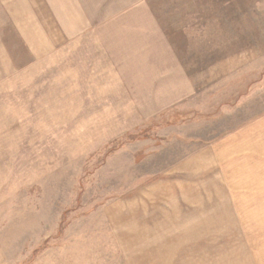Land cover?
Returning a JSON list of instances; mask_svg holds the SVG:
<instances>
[{
    "label": "rangeland",
    "instance_id": "1",
    "mask_svg": "<svg viewBox=\"0 0 264 264\" xmlns=\"http://www.w3.org/2000/svg\"><path fill=\"white\" fill-rule=\"evenodd\" d=\"M17 10L0 7V264L255 246L264 0H71L65 28Z\"/></svg>",
    "mask_w": 264,
    "mask_h": 264
},
{
    "label": "crops",
    "instance_id": "2",
    "mask_svg": "<svg viewBox=\"0 0 264 264\" xmlns=\"http://www.w3.org/2000/svg\"><path fill=\"white\" fill-rule=\"evenodd\" d=\"M0 3L1 8L8 9L10 8H18L24 9L26 12H22L20 14V10H17L16 17H28L32 18L33 22H44L46 24L51 25H60L65 28V25L73 23L71 10V0H1ZM70 8V9H69ZM68 11V12H67ZM24 15V16H23ZM18 22L23 23L24 20H18ZM55 39V36H53ZM201 221H205V218H202ZM179 223H177L178 225ZM205 226L206 231L210 236L215 234L217 231H221V229H215V227H211L210 222L208 221L206 224L199 223V221H193L191 224L187 226H191L192 232L196 231L195 228L198 226ZM251 225L248 226V228ZM181 228V226L177 227ZM253 228V227H252ZM181 230V229H178ZM184 230V229H182ZM217 230V231H216ZM204 232V233H205ZM203 233V234H204ZM202 234V235H203ZM192 238H199V233L194 234L191 233ZM255 246L251 248L248 247H239L238 249H234L233 251H229L228 253H221L218 257L216 253H212V258H217L216 260L210 261L208 258V253L203 255L202 263L203 264H264V234L258 235ZM216 255V256H215ZM197 261H193L195 264ZM199 262V261H198ZM198 264V263H197Z\"/></svg>",
    "mask_w": 264,
    "mask_h": 264
}]
</instances>
